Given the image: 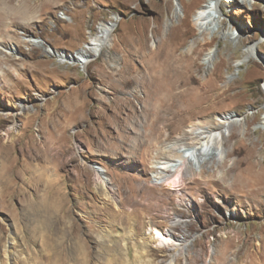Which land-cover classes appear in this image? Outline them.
Here are the masks:
<instances>
[{"label": "rangeland", "instance_id": "rangeland-1", "mask_svg": "<svg viewBox=\"0 0 264 264\" xmlns=\"http://www.w3.org/2000/svg\"><path fill=\"white\" fill-rule=\"evenodd\" d=\"M215 1V22L198 31L197 11ZM113 18L110 46L90 64L60 59ZM157 52L197 82L174 91L188 93L173 110L152 101ZM263 106L264 0H0V264H169L153 235L175 217L174 235L191 242L172 264H264ZM185 110L242 120L222 163L179 188L156 185L162 145L193 124Z\"/></svg>", "mask_w": 264, "mask_h": 264}, {"label": "bare ground", "instance_id": "bare-ground-1", "mask_svg": "<svg viewBox=\"0 0 264 264\" xmlns=\"http://www.w3.org/2000/svg\"><path fill=\"white\" fill-rule=\"evenodd\" d=\"M217 5V1H215L214 3H207L203 6V8L197 11V14L195 16V25L198 31H202L205 33L210 29L212 24L215 22V19L217 18L213 13L215 10V6ZM118 21L119 20L117 18H113L112 22L101 24L98 27L99 33L95 37H91L88 40V43L84 44V46L78 51L76 57L73 56L69 59H60L63 61H68L72 65L81 64L86 66L90 64L93 60H95V58L100 55V53L106 47L110 46L111 38L114 34ZM233 35H235V33L232 34V37ZM23 41L34 43L35 45L40 46L43 44L41 41L32 39L30 40L27 38H24ZM254 50L255 45L249 48L248 52L253 54ZM213 53L214 52L211 51L206 55V62L211 61L214 55ZM60 57H62V55H60ZM153 63L154 64L151 65L147 77V79L154 82L153 85L151 84L153 87V91H150L153 95L152 101H155V106H161L163 109L166 108L168 110H173L175 109V107L177 108L176 103L178 99L180 97L183 100L187 99L184 98V96H186V93H188L184 91L179 95L180 97H176L174 91L181 87H187L190 82L194 84L196 82V79L193 77L189 80L182 79L183 76L180 75V71L182 70L181 67L183 66V63L175 60L170 55H168L167 58L162 59V55L160 54V52H157L153 56ZM183 69L187 73L189 67L184 66ZM131 82L125 80L124 85H128ZM144 82L146 83V81ZM203 87H207V85L203 83L201 86H199V89L202 90ZM151 98L152 97L150 96V99ZM184 104H186V100L184 101ZM193 104L195 107H197V105H195L196 103ZM193 104H190L189 106L193 107ZM188 109L189 107H187V110ZM187 110H185V112L179 111L178 115L181 114L179 116L187 118L186 122L193 121L191 127L183 128L182 126L180 130L183 132V134L176 137L171 142H165L161 147V150L164 153L163 157L160 159L155 158L152 162L155 170L154 179L156 185H166L169 187H175L176 189V187L179 188L180 186L184 185L185 180L202 177L203 171L206 168L205 164L215 165L222 163V160H224V140L227 136H229L232 127L239 125L240 121L242 120L234 115H227L224 117L210 118L208 123L206 119L196 120L188 118V115L191 114V112ZM262 126H264V117ZM13 135V128H10L8 131H6L5 139L10 140L12 139ZM5 144L6 143H4V148L7 150L9 148V144ZM210 152H212L213 155L211 160L208 161L207 157L208 155H210ZM97 172L99 187L101 190L107 193L108 190H110L108 189L110 181L108 178L103 176V173L100 170H98ZM42 176H44V173ZM1 178L2 183L6 182L8 173H5V175L1 176ZM7 182V185H13L15 183V180L11 178V180H7ZM48 183H52V186H54V182L51 181ZM183 224L184 222L180 218L175 217L173 222L167 229H157L155 231V235H153V240L160 242V248H167V250L171 252L170 255H168L172 260L169 264L175 262L180 256H187L186 246L191 241L184 238H177L174 235V229ZM129 235L133 236L134 231H130ZM136 252H138V250ZM9 257L11 258L10 255ZM56 258L57 260L54 262L50 258V264H52V262L53 264H57L58 259V264H67L65 258L62 255L59 257L57 256ZM210 262L211 260H207L206 264ZM149 264L154 263L149 262Z\"/></svg>", "mask_w": 264, "mask_h": 264}]
</instances>
